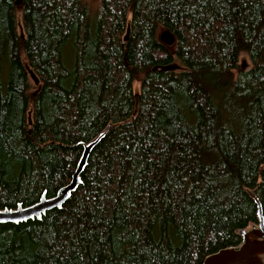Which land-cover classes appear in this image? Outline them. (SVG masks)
<instances>
[{
	"label": "trees",
	"instance_id": "trees-1",
	"mask_svg": "<svg viewBox=\"0 0 264 264\" xmlns=\"http://www.w3.org/2000/svg\"><path fill=\"white\" fill-rule=\"evenodd\" d=\"M110 124L63 209L0 225V264H203L238 246L259 222L250 191L264 214V0H99L94 17L88 0H0V210L55 196Z\"/></svg>",
	"mask_w": 264,
	"mask_h": 264
},
{
	"label": "water",
	"instance_id": "water-1",
	"mask_svg": "<svg viewBox=\"0 0 264 264\" xmlns=\"http://www.w3.org/2000/svg\"><path fill=\"white\" fill-rule=\"evenodd\" d=\"M21 5L22 0H16V6L19 7ZM159 40L169 48H173L176 44L175 35L167 29L162 30ZM171 68L176 70L175 65ZM29 74L35 84L39 85V80L31 70ZM114 127L115 125L110 124L90 142H82L77 145L83 148V152L72 176V180L68 185L62 187L53 197H47V192L45 191L39 201L32 205L24 206L23 204H19L15 209L6 208L0 210V225H20L35 220L41 221L47 212L55 209H63L64 205L82 184L81 176L87 168L88 160L92 152L108 136ZM250 196L257 205L258 224L240 231L242 241L238 246L225 248L208 256L203 264H264L263 208L255 191H250Z\"/></svg>",
	"mask_w": 264,
	"mask_h": 264
},
{
	"label": "rangeland",
	"instance_id": "rangeland-1",
	"mask_svg": "<svg viewBox=\"0 0 264 264\" xmlns=\"http://www.w3.org/2000/svg\"><path fill=\"white\" fill-rule=\"evenodd\" d=\"M88 2L92 8L93 17H94V14H95V11L97 9L99 0H88ZM16 22H17V31H18L19 35L23 36L24 35V29H23V24H22V13L20 11H18L16 13ZM162 30H164V29H162ZM162 30L159 31L158 37H160ZM69 65L74 66V61L69 62ZM174 65H175V69H177L179 67V65L177 63H175ZM239 65H240V67H242L245 70H249L252 67V63H251L250 58L248 57L247 54L241 53ZM237 73L238 72H234L235 77H237ZM134 88H135L136 93H138V91L140 90V84H136Z\"/></svg>",
	"mask_w": 264,
	"mask_h": 264
}]
</instances>
